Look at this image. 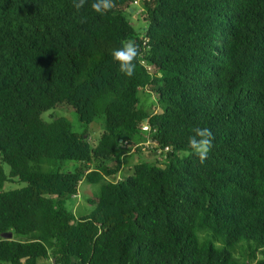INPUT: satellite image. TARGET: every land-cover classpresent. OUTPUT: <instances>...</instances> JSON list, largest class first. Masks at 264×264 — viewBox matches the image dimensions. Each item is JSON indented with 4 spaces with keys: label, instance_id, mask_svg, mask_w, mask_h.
I'll return each mask as SVG.
<instances>
[{
    "label": "trees",
    "instance_id": "1",
    "mask_svg": "<svg viewBox=\"0 0 264 264\" xmlns=\"http://www.w3.org/2000/svg\"><path fill=\"white\" fill-rule=\"evenodd\" d=\"M135 1L101 15L95 0H0V263L264 264V0H142L143 32ZM127 43L131 77L112 56ZM63 106L104 117L97 143L43 119ZM196 127L213 134L203 163ZM142 132L163 162L118 178ZM84 178L100 191L76 216L66 200Z\"/></svg>",
    "mask_w": 264,
    "mask_h": 264
},
{
    "label": "rangeland",
    "instance_id": "2",
    "mask_svg": "<svg viewBox=\"0 0 264 264\" xmlns=\"http://www.w3.org/2000/svg\"><path fill=\"white\" fill-rule=\"evenodd\" d=\"M131 23L136 27L139 32H143L146 26L145 14L142 5V0H136L131 6ZM141 100L142 103L151 110L153 113L160 111L159 107L156 105L157 98L152 92L151 88L147 86L141 90ZM66 117L71 125L72 130L78 133H83L85 130L89 133L88 140L93 143H97L100 135L104 131V117L94 118L90 123L83 122L79 119L77 113L67 106L58 107L54 110H50L43 113V119L45 121H51L54 116ZM147 131V130H145ZM87 136V135H86ZM157 145L151 141L148 132H142L138 137H134V144L122 146L119 153L122 157L124 168L121 169L118 178L127 176L130 174V168L137 162L146 160L151 162H163V154L159 153ZM63 162L57 163L55 167H70L74 169L77 165L73 162ZM24 185L21 184H8L7 188H16ZM100 185L98 183H90L85 178L81 180L78 186V192L76 195L69 196L66 200V206L69 210H72L76 216L86 215L94 211L95 207L87 202V197L91 196L93 193H99ZM0 264H10L9 262H1ZM44 264H55L52 259H48Z\"/></svg>",
    "mask_w": 264,
    "mask_h": 264
},
{
    "label": "clouds",
    "instance_id": "3",
    "mask_svg": "<svg viewBox=\"0 0 264 264\" xmlns=\"http://www.w3.org/2000/svg\"><path fill=\"white\" fill-rule=\"evenodd\" d=\"M86 0H73V6L79 10L84 7ZM92 9L101 15L112 9V0H95L91 5ZM138 55V49L132 43H127L121 48L112 52L113 58L119 63L120 71L125 76L131 77L135 71V59ZM194 135L189 137L188 145L192 154L197 156L203 163L212 149L213 134L207 127L193 128Z\"/></svg>",
    "mask_w": 264,
    "mask_h": 264
},
{
    "label": "water",
    "instance_id": "4",
    "mask_svg": "<svg viewBox=\"0 0 264 264\" xmlns=\"http://www.w3.org/2000/svg\"><path fill=\"white\" fill-rule=\"evenodd\" d=\"M12 235H13V233L10 232V233H8L7 237H8V238H11Z\"/></svg>",
    "mask_w": 264,
    "mask_h": 264
},
{
    "label": "built area",
    "instance_id": "5",
    "mask_svg": "<svg viewBox=\"0 0 264 264\" xmlns=\"http://www.w3.org/2000/svg\"><path fill=\"white\" fill-rule=\"evenodd\" d=\"M143 62H144V61H143ZM143 128H144V129H147V128H148V126H147V125H145V126H143Z\"/></svg>",
    "mask_w": 264,
    "mask_h": 264
}]
</instances>
